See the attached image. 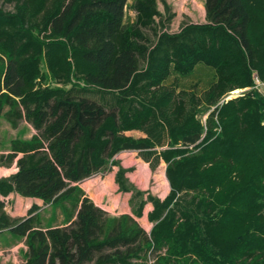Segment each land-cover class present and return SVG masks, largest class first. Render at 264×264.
Listing matches in <instances>:
<instances>
[{
  "label": "trees",
  "instance_id": "16d2710c",
  "mask_svg": "<svg viewBox=\"0 0 264 264\" xmlns=\"http://www.w3.org/2000/svg\"><path fill=\"white\" fill-rule=\"evenodd\" d=\"M3 1L14 11L0 6V117L13 127L26 120L37 132L11 141L5 164L21 156L15 173L0 177V194L41 198L62 207L66 220L46 224L37 204L15 218L0 199V233L24 239L26 264H264V93L252 77L264 79V0H206L207 23L163 32L153 45L145 29L156 22L158 0H133L131 23L128 0ZM42 64L70 86L36 87L48 74ZM202 66L214 74L203 106L184 90L160 98L173 106L162 152L171 191L164 200L147 198L152 230L95 205L79 182L103 172L121 150L152 151V140L124 132L147 129L156 89ZM154 88L150 98L134 92L139 98L120 105L99 98ZM207 112L205 124L196 119ZM128 170L120 166L116 180L138 197L139 216L146 200Z\"/></svg>",
  "mask_w": 264,
  "mask_h": 264
},
{
  "label": "rangeland",
  "instance_id": "374dc122",
  "mask_svg": "<svg viewBox=\"0 0 264 264\" xmlns=\"http://www.w3.org/2000/svg\"><path fill=\"white\" fill-rule=\"evenodd\" d=\"M130 1L133 2V0ZM131 5L132 3L129 4V6L127 7V12H126L127 19H125L127 23L133 22V20L136 17V11L133 9ZM158 5H159L158 6L159 14L156 16V22L153 28H147V30L145 29V33H146L145 41L148 45L155 44L158 41L159 36L163 32L176 35V33L181 32L188 25L203 24L204 22L207 23L206 0H158ZM0 6L3 7V9H5L6 11H14V3H9L0 0ZM72 62L78 68L79 61H75V59L73 58ZM145 66H146V61H143L142 67L145 68ZM41 70H42V74L43 72H47L48 74L46 77L40 76L37 78L36 87L57 88V87L70 86L71 83L68 82V78L64 76L53 77L51 75L52 73L50 69H48L47 67V64H42ZM74 73L76 74L73 75L72 80L78 81L79 78H77V76H80L81 72L75 68ZM176 78L180 80L179 83L177 82ZM259 78L261 77L259 76ZM213 79H214L213 70L203 66L199 67L197 71L190 76L176 77L172 75L170 79H168L164 83L165 86L163 88H160L159 91L158 89H156L158 93L155 100L158 108L155 109L156 114L154 116L152 115L151 122L149 123L147 129H143V128L129 129L131 130L130 131L131 135H127V136L137 139L141 137L149 138L155 144V146L152 148V151H149L147 153L139 151L140 156H142L146 161L150 163L151 165L150 167L154 172V174L157 175L162 174L163 176L165 175L164 168L160 167V163L162 162L161 160L165 161L162 152H164L165 149L169 148L167 141L170 137H172L170 134V128L168 127L169 126L168 122L171 120V110L173 108L172 98L164 97L161 100L160 99L161 96L165 94L168 90L173 91L176 94L178 92L183 93L181 90H184L185 91L184 95L187 97L188 100L193 99L194 101H196L195 102L196 105L198 104L200 106H203L202 104L204 102V93L208 89ZM246 89H248V87L231 90L229 91V94L231 96H227L226 99L234 95H237ZM153 91H155V88L152 89L150 93H147L145 95L143 94L144 92L141 90L133 91L129 93L130 96H128V98L118 95L119 93L117 92H115L117 94H115L114 92L113 93L106 92V93H101L99 95V98L100 99L103 98V100H108L110 104L120 105L129 102L131 100L130 98L135 96L134 92H138V94H140L139 96L150 98V96L154 93ZM135 98H139V97L135 96ZM220 100L222 101V99ZM221 101H219L218 103H221ZM215 106L216 105H214L212 109H214ZM207 114L208 112L203 116L198 115L196 116L197 117L196 119L197 120L198 118L201 119L203 124H205ZM34 131L35 130L33 126L26 120H21L17 127H13L5 118L0 117V157L3 156V160L0 163V177L3 174H6L7 172L10 173L13 169L17 168V166H15L14 163L13 165L11 164L10 166L5 164V161L7 160L6 158L7 152L11 145V141L17 138L29 140L32 138ZM116 162L117 164L119 163L118 161ZM165 163L167 165L166 161ZM156 177L157 176H154L150 180L149 183L150 189L148 196L154 195V197L159 198L160 200H164L169 194H167L164 198H161L158 197L156 193H154L157 190H162L163 188L161 185V181H159L158 179L156 180L155 179ZM156 185H158V188L154 189ZM170 191H171V186H170ZM12 202L13 201L8 202L7 206L9 212L13 213L15 218H22L27 215L28 212L25 211V207H19V208L17 207L16 209ZM151 202L153 204V201ZM153 209H154V204H153ZM153 226L154 224L152 225L151 228L148 229V232L152 230ZM27 248L28 247L25 244L24 239H20L19 237L13 235L9 231L0 233V264H26L25 252ZM149 258H150V263H153V261L156 258V253L153 251L150 252ZM84 264H93V263L86 262Z\"/></svg>",
  "mask_w": 264,
  "mask_h": 264
},
{
  "label": "crops",
  "instance_id": "0c3cea01",
  "mask_svg": "<svg viewBox=\"0 0 264 264\" xmlns=\"http://www.w3.org/2000/svg\"><path fill=\"white\" fill-rule=\"evenodd\" d=\"M131 3L132 1L128 0V6ZM130 131L131 130H126L124 134L131 135ZM35 132L37 131H34V134ZM19 156H21V154H19L18 157ZM18 157H16L13 161L15 166H17ZM113 160L118 161L122 167L129 169L125 173V177L128 179L129 183L134 184L139 191H145L144 199L146 200V203L142 209V214L139 216L134 213L138 197L134 198L135 193H133L132 190H122L120 188V185L116 180V175L120 165L119 163H112ZM161 161L160 167L164 168V176L162 174H154L150 167V163L140 156L138 149H124L114 155L109 162L110 164H108V167L103 172H99L97 175L94 174L84 180H81V182H79V186L84 190L85 195L94 201L95 205L106 210L111 215L130 214L146 231H148V229L154 224L149 220V213L153 210V204L147 199L151 178L157 176L155 179L161 181V185L163 187L162 190H154L156 191L154 193H156L158 197L164 198L170 192V183L166 174L167 165L165 161ZM17 170L18 167L13 169L10 173L7 172L2 176H9ZM156 188H158V185L154 187V189ZM0 199H4L5 202H7L6 210L8 213L10 212L7 205L10 201H13L12 203L16 209L17 207H25V211L27 212L33 204H37L40 206V215L44 216L47 221L46 224L51 223L52 225H62L66 221L65 210H63L62 207L44 204V201L41 198L28 197L17 192H11L7 196L0 194ZM10 215L15 217L13 213H10Z\"/></svg>",
  "mask_w": 264,
  "mask_h": 264
},
{
  "label": "built area",
  "instance_id": "2783aa9c",
  "mask_svg": "<svg viewBox=\"0 0 264 264\" xmlns=\"http://www.w3.org/2000/svg\"><path fill=\"white\" fill-rule=\"evenodd\" d=\"M253 78H254V82L255 83V87L261 91L262 93H264V80H262L261 78H259V75L257 72H254L253 74Z\"/></svg>",
  "mask_w": 264,
  "mask_h": 264
}]
</instances>
